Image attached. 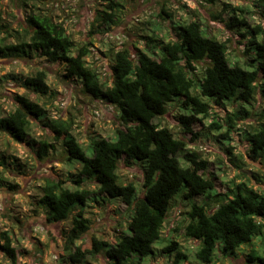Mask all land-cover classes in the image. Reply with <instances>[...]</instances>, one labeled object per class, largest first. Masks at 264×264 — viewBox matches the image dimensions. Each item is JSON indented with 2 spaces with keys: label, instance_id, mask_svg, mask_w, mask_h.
Wrapping results in <instances>:
<instances>
[{
  "label": "clouds",
  "instance_id": "obj_1",
  "mask_svg": "<svg viewBox=\"0 0 264 264\" xmlns=\"http://www.w3.org/2000/svg\"><path fill=\"white\" fill-rule=\"evenodd\" d=\"M0 264H264V0H0Z\"/></svg>",
  "mask_w": 264,
  "mask_h": 264
}]
</instances>
